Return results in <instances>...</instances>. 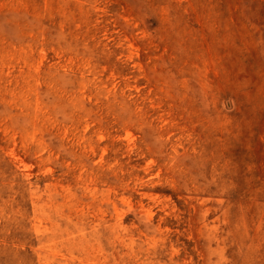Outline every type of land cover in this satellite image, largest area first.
Instances as JSON below:
<instances>
[{"label": "rangeland", "instance_id": "rangeland-1", "mask_svg": "<svg viewBox=\"0 0 264 264\" xmlns=\"http://www.w3.org/2000/svg\"><path fill=\"white\" fill-rule=\"evenodd\" d=\"M0 264H264V0H0Z\"/></svg>", "mask_w": 264, "mask_h": 264}]
</instances>
